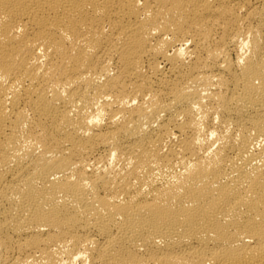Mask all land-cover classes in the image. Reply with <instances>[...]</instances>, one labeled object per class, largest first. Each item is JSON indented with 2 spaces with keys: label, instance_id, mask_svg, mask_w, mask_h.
I'll use <instances>...</instances> for the list:
<instances>
[{
  "label": "bare ground",
  "instance_id": "1",
  "mask_svg": "<svg viewBox=\"0 0 264 264\" xmlns=\"http://www.w3.org/2000/svg\"><path fill=\"white\" fill-rule=\"evenodd\" d=\"M0 264H264V0H0Z\"/></svg>",
  "mask_w": 264,
  "mask_h": 264
}]
</instances>
